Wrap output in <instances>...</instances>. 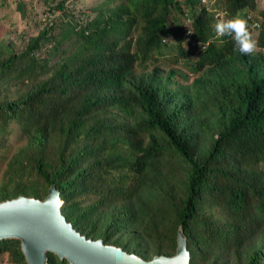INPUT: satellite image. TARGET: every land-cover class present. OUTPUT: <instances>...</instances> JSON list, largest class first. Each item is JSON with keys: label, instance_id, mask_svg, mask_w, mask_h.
<instances>
[{"label": "trees", "instance_id": "1", "mask_svg": "<svg viewBox=\"0 0 264 264\" xmlns=\"http://www.w3.org/2000/svg\"><path fill=\"white\" fill-rule=\"evenodd\" d=\"M215 2L227 19L257 12L255 0H105L21 51L0 40V147L13 125L19 143L0 202L54 186L87 239L151 260L175 255L181 230L189 264H264V13L241 54L216 34ZM164 53L188 75L162 69ZM4 255L27 264L19 240L0 241Z\"/></svg>", "mask_w": 264, "mask_h": 264}, {"label": "water", "instance_id": "2", "mask_svg": "<svg viewBox=\"0 0 264 264\" xmlns=\"http://www.w3.org/2000/svg\"><path fill=\"white\" fill-rule=\"evenodd\" d=\"M6 201L9 203L0 208V241L19 240L27 264H47V253L70 264H189L187 240L181 230L175 255L151 260L105 245L102 240L87 239L61 214L54 186L43 200L19 196Z\"/></svg>", "mask_w": 264, "mask_h": 264}, {"label": "rangeland", "instance_id": "3", "mask_svg": "<svg viewBox=\"0 0 264 264\" xmlns=\"http://www.w3.org/2000/svg\"><path fill=\"white\" fill-rule=\"evenodd\" d=\"M58 1L59 0H0V40L5 43H12L15 51H21L28 42V39L36 36L41 31H49L51 29L52 31H50V34L57 35L68 27L67 23L69 21L72 24L77 23L83 26L86 21H90L95 17L98 12L97 9L101 6H105V0H67L64 4L65 13H63L61 9L58 8ZM255 1L257 12L256 14L254 13L253 19L261 24L263 23L261 13H264V0ZM215 3H217V5H214L210 10L215 11L217 8L221 15L219 21L226 20V13L224 14L221 3ZM209 4L210 3L205 2L204 5H207L209 8ZM260 29L252 30L253 40L256 41ZM173 37L174 35L169 36L171 40ZM53 44V42H46L44 48L40 51V55H46V51L50 50ZM67 47L68 44L66 43L62 46V49ZM164 56V59H161L157 63L162 69L178 68L188 75L187 72L189 69L185 67L186 64L184 61L180 60L179 63H177L174 55L170 53ZM57 58L58 55H56L54 59ZM18 144L17 129L15 125H13V130L8 137L6 146L3 148L0 147V183L6 160L10 157ZM0 264L11 263L8 262L7 257L4 255Z\"/></svg>", "mask_w": 264, "mask_h": 264}, {"label": "clouds", "instance_id": "4", "mask_svg": "<svg viewBox=\"0 0 264 264\" xmlns=\"http://www.w3.org/2000/svg\"><path fill=\"white\" fill-rule=\"evenodd\" d=\"M215 11L218 10L216 9ZM215 11L211 12L215 13ZM246 19L249 20L250 27L252 30L259 29V23L255 21L250 15L249 18L247 16ZM246 19L243 18L240 14H237L231 19L226 18V20L223 21L216 20L217 23L215 24L216 34L219 36L230 35L233 40V51H238L241 54L251 53L256 48V41L253 40L251 37L248 22ZM253 23H257L258 27L253 26ZM7 203L9 202L5 201L3 202V204H0V208L4 207Z\"/></svg>", "mask_w": 264, "mask_h": 264}, {"label": "built area", "instance_id": "5", "mask_svg": "<svg viewBox=\"0 0 264 264\" xmlns=\"http://www.w3.org/2000/svg\"><path fill=\"white\" fill-rule=\"evenodd\" d=\"M203 2L205 3V1H203ZM214 17H215L216 20H219L221 15H220V13L218 11H215ZM248 18H249V16H248ZM253 26L258 27V24L257 23H253ZM184 29H185V34L189 35L187 37V41L190 43L191 47L194 48L195 42L193 40H191V38H190V36L192 34V30L189 27H186V26H185Z\"/></svg>", "mask_w": 264, "mask_h": 264}, {"label": "bare ground", "instance_id": "6", "mask_svg": "<svg viewBox=\"0 0 264 264\" xmlns=\"http://www.w3.org/2000/svg\"><path fill=\"white\" fill-rule=\"evenodd\" d=\"M61 204H60V202H59V204H58V206H60Z\"/></svg>", "mask_w": 264, "mask_h": 264}]
</instances>
